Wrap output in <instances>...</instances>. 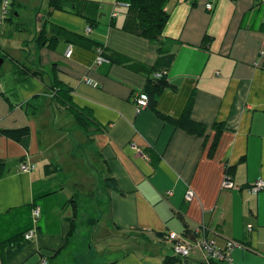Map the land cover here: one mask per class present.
I'll use <instances>...</instances> for the list:
<instances>
[{
	"label": "crops",
	"instance_id": "obj_1",
	"mask_svg": "<svg viewBox=\"0 0 264 264\" xmlns=\"http://www.w3.org/2000/svg\"><path fill=\"white\" fill-rule=\"evenodd\" d=\"M4 1L16 15L0 24L10 75L5 81L0 75V129L28 126L30 133L18 140L0 134V264H56L81 235L101 257L97 264H163L173 255L168 232L190 230L194 234L185 236L191 240L202 226L220 246L226 238L244 245L232 248V264H264V186L249 191L264 181V0H167L162 34L171 42L162 44L134 33L127 7L117 0H81L86 16L54 9L48 18L46 0H0V11ZM88 17L97 23L85 32ZM46 20L48 39L50 25L60 32L39 44L38 26ZM9 24L14 30L7 33L22 42L20 56L9 55L13 43L4 40L3 26ZM23 29L31 39L18 40L23 37L15 33ZM97 43L115 57L112 63L95 64ZM68 45L70 57L64 55ZM11 58L33 75L15 79ZM158 71L169 85L156 109L178 118L193 95L191 116L205 124L202 134L163 121L149 107L137 110L136 95ZM54 81L69 86L71 100L91 111L93 132L87 135L56 100ZM33 96L41 106L31 112L25 104ZM216 123L224 128L208 157ZM20 163L35 167L23 172ZM50 163L58 170L46 173ZM226 165L234 173L225 174ZM227 175L232 188L222 186ZM108 177L116 187L104 186ZM32 204L39 216L26 241ZM103 228L112 234L98 233ZM137 232L147 242L116 248L110 259L95 246L100 236H117L123 245L130 241L125 235ZM189 257L177 264H195Z\"/></svg>",
	"mask_w": 264,
	"mask_h": 264
},
{
	"label": "trees",
	"instance_id": "obj_2",
	"mask_svg": "<svg viewBox=\"0 0 264 264\" xmlns=\"http://www.w3.org/2000/svg\"><path fill=\"white\" fill-rule=\"evenodd\" d=\"M166 1L167 0H117L118 3L124 4L127 7V16L129 19H131V23L133 24L131 27V30L137 35L153 40L159 44H162L164 41L165 43L171 42L170 39L165 38L162 34L163 28L169 17L168 13L164 9V4ZM7 5L8 4H6L7 12L4 15V18L0 19V24L2 22L9 23L14 20L15 11L12 10V12L8 14L9 11L7 10ZM46 5L48 9H47V12H45V18H48L51 14V10H54V9L69 12V13L80 15V16H86L84 12L85 10L84 2L81 0H46ZM88 21L89 22L87 26L90 29L93 24L97 23L96 20H93L89 17H88ZM46 23H47V20L42 22L38 30L36 40L38 41L39 44L47 40L50 41V40L56 39L57 38L56 32H60L59 28L61 27L56 26V25H50V33L52 35L48 39L47 38L48 30L46 29ZM0 37H1V27H0ZM209 39L210 38H207L205 36L204 42H206L207 40L209 41ZM95 46L97 49H100L102 54L105 55L109 59V62L112 63L114 61L115 57L112 56V54H109L108 52H106L102 44L97 43ZM5 56L7 55L5 54L4 50H2L1 45H0V59L4 61ZM11 60H12V74L14 75L15 79L21 80L25 76L33 75L34 72H29L30 70L26 68L24 64H21L18 60L14 58H11ZM168 65H169V61L166 59L165 62L163 63L162 68H166L168 67ZM158 72H161V71H158ZM164 74H165L164 72H161L160 76H155V74H153L152 76H149L146 82L145 89L139 92V93L144 92L148 96L146 107L151 108L160 119H162L165 122H169L173 124L175 127H180L190 134H194V135L202 134L205 130V124L194 120L191 116L192 105H193V95L190 96L182 114L178 118H174L172 116L163 114L156 109L159 95L161 94L163 89L169 85V82L165 78ZM51 89H52V92L54 93L53 96L56 97V100L60 101L62 106H64L66 109L70 110L73 113V116L75 117V122L77 123V125L81 127L82 129H84L87 135L90 134V132H93L92 129H93V124L95 123V121L91 114V111L86 110L85 108L78 107L71 100V96H70L71 88L67 86L66 84L62 83L61 81H54L51 85ZM40 106H41V102L37 96H33L25 104L26 110L31 111V112L36 111ZM223 128L224 127L222 123L214 124V133H213L209 148L207 150L208 157L213 156L216 150V147L219 143V139L222 134ZM29 133H30V129L28 126H23L19 128H1L0 129L1 135H4L12 139H16V140L27 137ZM234 168H235L234 166L226 165L225 174L234 173ZM57 170H58V167L52 163L44 165V171L46 173H53ZM230 176L227 175L226 177L231 178ZM103 183H104V186L108 185L110 188L116 187L115 179L111 177L103 179ZM76 201L77 200L74 197H72L70 202H73V204H75ZM35 207H38V206L36 204H32L31 213H32L33 208ZM38 216L35 218L32 215L31 217L32 219L28 221L29 227L22 232L23 237L29 230L34 231V228L32 226L33 225L32 220L35 221L38 218ZM188 232H190V230L185 229L182 231V234L186 235ZM193 236L194 235H192V237ZM195 238L197 237H194L193 239ZM180 261L181 259L175 255H171V256L169 255L163 258V264H177ZM195 264H221V263L215 262L214 260H211L208 262L207 260H204L203 258H197V261L195 262Z\"/></svg>",
	"mask_w": 264,
	"mask_h": 264
},
{
	"label": "built area",
	"instance_id": "obj_3",
	"mask_svg": "<svg viewBox=\"0 0 264 264\" xmlns=\"http://www.w3.org/2000/svg\"><path fill=\"white\" fill-rule=\"evenodd\" d=\"M6 4L7 2H3V6L0 12V19L4 18V15L6 14ZM206 8L210 9L211 4L206 3ZM90 28L87 26L85 27V32H89ZM72 53V47L70 45L67 46L64 55L66 57H70ZM263 54L264 51H261ZM104 63H109V59L102 54L100 49H97V53L95 56V64L101 65ZM161 72H157L155 76H160ZM86 84L95 85V83L88 77H85L83 80ZM148 96L146 93L141 92L138 93L135 97V103L137 110H140L142 108H145L147 106ZM35 167L34 164L29 163H20L19 169L23 172H29L33 170ZM222 186L224 188H232L233 183L229 177H225V180L222 183ZM264 186V181L260 180L254 183V185L251 186L249 191L253 194H256L262 187ZM193 196V193L191 190H187L185 193V199L190 200ZM39 214L38 207L33 208L32 215L36 218ZM247 229H251V225H247ZM195 233L198 234L197 238L188 240L185 236V234H178L174 231H170L166 234L165 240L172 245V251L173 255L179 257L181 260L187 259L191 253L199 251L200 257L204 260H207L208 262L211 260H214L215 262L220 263H226V264H232L231 263V256L230 252L233 247L235 246H244L239 241L233 240V239H225V243L223 246H220L216 240L209 235L210 231L205 226L199 227L195 230ZM34 235L33 230H29L25 234V239L30 240ZM185 264V263H183Z\"/></svg>",
	"mask_w": 264,
	"mask_h": 264
},
{
	"label": "rangeland",
	"instance_id": "obj_4",
	"mask_svg": "<svg viewBox=\"0 0 264 264\" xmlns=\"http://www.w3.org/2000/svg\"><path fill=\"white\" fill-rule=\"evenodd\" d=\"M40 1L41 0H38L39 3H40ZM24 20H25L26 23H28V25H30L32 23L26 17H24ZM32 24H31V27H32ZM3 26H4V40L6 39V42L9 41V42L13 43V44H11L12 47L10 48L11 50H9V51H11V52H9V55L12 56V57H16L18 55L20 56V51H19L18 48H22V42L18 46V44L16 42V39H13V38L10 37V35H9L10 32L7 33V31H9L10 29L13 28V24L3 25ZM39 28H40V26H38V30H39ZM12 30H14V29H12ZM5 34L7 36H5ZM17 34H19V35H17ZM15 35L23 37V39L18 38V40H20V41L25 40V38L26 39H31V33H29V31L27 32L26 29L17 30ZM8 67H9V59H5L4 61H2L1 65H0L1 81H5V80L9 79L10 75H9V72H8V69H9ZM66 178H68V177H66ZM75 199L79 200L80 197L77 198V196H76ZM89 208L90 207H88L87 209H89ZM81 218H83V217H81ZM84 231L86 233V229H84ZM105 232L111 233V230H109L108 228H105V229L103 228L98 233H101V235H103V234H106ZM101 237L102 236H100L99 238L95 239V241H96L95 246L102 248V251H101L100 254L102 256H104L103 254H106L105 257L107 259H110V257H112L110 253H111V251H114L116 248L117 249L124 248L126 250V249L131 247L132 243L138 244L139 241L141 243L147 242L146 241L147 238L145 237V235L142 234V233H138V232L134 233V234L132 233L131 235H128V236L125 235V237H128V238L130 237V241H125V243L123 245H119L118 243H116V241H120L117 238V236H113V237L109 236V237H107L105 239H102ZM84 238L85 237H83V235H81L80 238L77 240V243L75 244L73 250L71 252H68L66 256L64 254L61 255L59 257V259L56 261V264H97V263H99V258H101V257L97 256L94 253V248L91 247L85 241ZM102 241H104L105 243L103 244ZM194 254H190L189 258L190 259L191 258H197V256L195 257ZM231 257H232V254H231Z\"/></svg>",
	"mask_w": 264,
	"mask_h": 264
},
{
	"label": "water",
	"instance_id": "obj_5",
	"mask_svg": "<svg viewBox=\"0 0 264 264\" xmlns=\"http://www.w3.org/2000/svg\"><path fill=\"white\" fill-rule=\"evenodd\" d=\"M1 63H2V60L0 59V65H1Z\"/></svg>",
	"mask_w": 264,
	"mask_h": 264
}]
</instances>
